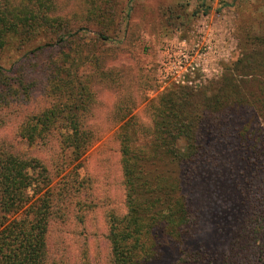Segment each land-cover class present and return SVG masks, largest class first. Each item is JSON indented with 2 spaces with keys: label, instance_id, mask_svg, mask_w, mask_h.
Returning <instances> with one entry per match:
<instances>
[{
  "label": "trees",
  "instance_id": "obj_1",
  "mask_svg": "<svg viewBox=\"0 0 264 264\" xmlns=\"http://www.w3.org/2000/svg\"><path fill=\"white\" fill-rule=\"evenodd\" d=\"M81 28L57 0H0V60L23 52L8 69L0 63V129L18 123L14 138L0 135V264H264V35L219 78L159 93L147 120L117 105L113 202L109 192L87 194L94 180L79 178L83 157L111 130L88 124L96 80L109 75L97 55L109 29L86 41ZM38 87L46 105L19 115ZM206 173L240 198L221 247L208 242L195 197Z\"/></svg>",
  "mask_w": 264,
  "mask_h": 264
},
{
  "label": "rangeland",
  "instance_id": "obj_2",
  "mask_svg": "<svg viewBox=\"0 0 264 264\" xmlns=\"http://www.w3.org/2000/svg\"><path fill=\"white\" fill-rule=\"evenodd\" d=\"M57 1L69 21L82 27L78 32L86 41L97 31L109 29L104 32L108 40L97 49L100 65L109 75L96 80L95 116L88 124L102 131L111 130L85 154L79 178H93L87 194L103 199L109 192L113 202L121 197L117 158L111 150L115 149V142L110 139L117 126L113 117L117 105H122L123 113L132 108L131 113L138 120H147L145 105L151 99L171 86L187 85L165 75L170 72L165 63L172 62L173 58L177 60L179 47L192 53L198 45L204 52L195 58L202 72L186 78L192 81L188 86H192L219 78L237 57L260 48L256 37L264 35V0H202V6L201 0H98L89 5L90 9L82 0ZM93 7L99 15L96 14L97 21H90L88 17ZM83 48L86 52V47ZM22 54L7 50L1 55L0 63L8 69ZM40 89L35 90L31 102L23 104L19 115L46 105ZM21 118L18 117V122ZM16 125L17 121L10 122L0 129V135L14 138ZM18 141L23 143L20 139L13 140ZM241 163L244 167L245 163ZM102 164L108 165V168L103 167V173L99 169ZM74 165L64 164L66 170ZM50 168L53 173L57 170L55 164ZM100 172L103 176L111 172V178L104 180ZM62 176L63 173L57 174L53 183ZM106 184H110L109 187ZM233 187L234 184L218 173H206L198 182L195 197L201 207L208 242L213 247H221L222 236L236 221L240 198Z\"/></svg>",
  "mask_w": 264,
  "mask_h": 264
},
{
  "label": "built area",
  "instance_id": "obj_3",
  "mask_svg": "<svg viewBox=\"0 0 264 264\" xmlns=\"http://www.w3.org/2000/svg\"><path fill=\"white\" fill-rule=\"evenodd\" d=\"M171 50H175V48H171ZM167 52H170L169 49H166ZM178 58L176 61L165 63L170 72H166V76H170L178 83H185L187 85H191L190 79H186L189 75H194L198 71L202 72L199 67L200 64L195 61V58L201 56L204 52H201V48L197 45V47L192 51V53L185 50L183 47H179L177 49ZM175 53V52H174ZM172 55V54H169ZM174 55V54H173ZM174 67L175 69L171 68ZM189 80V81H187Z\"/></svg>",
  "mask_w": 264,
  "mask_h": 264
}]
</instances>
